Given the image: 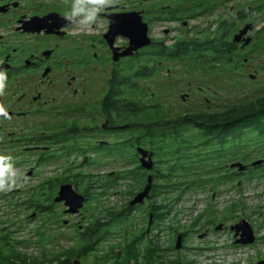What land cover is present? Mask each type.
I'll use <instances>...</instances> for the list:
<instances>
[{
    "label": "rangeland",
    "instance_id": "1",
    "mask_svg": "<svg viewBox=\"0 0 264 264\" xmlns=\"http://www.w3.org/2000/svg\"><path fill=\"white\" fill-rule=\"evenodd\" d=\"M249 9L255 11L254 15L247 19V22L252 25L248 35H252L253 38L248 47L237 48L236 58L231 64H223L217 69L204 71L203 68L189 65L182 60L169 59L164 61L165 66L161 76L138 79L144 94V102L161 106V119L174 120L194 112L209 114L223 111L232 105L254 101L264 96V0H218L212 13L188 21L185 26L181 23L176 24L177 31L173 34L174 36L185 34L184 36L204 37L206 34H211V30L215 31V28H211L213 22L230 18L231 22L236 13L248 12ZM167 25L174 26L170 23ZM241 25L243 23H236L233 33ZM101 51L104 57L103 62L99 64L100 69L86 70L84 74L86 80L82 84L74 85L77 88L76 93L72 88L60 92V95H65L67 105L62 103L63 99L57 108H45L40 115H32L27 122L32 124L34 119L36 124V120H40L36 126L39 130L47 128L46 133H50L61 122L100 126L104 116L97 102L107 90V79L110 74L108 53L105 48H101ZM142 61L144 59L140 60ZM131 63L133 61L128 64ZM128 64L123 65L126 70L130 67ZM84 102L87 103L86 111L75 110L78 108L77 105ZM182 128L185 134L190 133L187 131L191 127L182 126ZM130 133H132L131 130L124 129L113 136L103 132L94 134L97 135L95 140H115L118 136L122 140ZM244 140H248L245 147L239 149V153L235 152L230 156L231 159H235L234 162L246 165L245 169L238 171L235 178L215 186L208 183L209 181L200 186L194 185L191 189L183 191L181 199L173 203V209L167 215L166 222H163V231L158 233V243L167 258H178L182 264H260V261L264 260V138L258 139L251 133L246 134L243 142ZM75 141L77 144H83L82 147L85 148L89 137L81 134L80 137L75 138ZM27 142L38 145L35 141ZM47 144H49L47 140L42 142V145ZM197 149L198 147L194 149L190 147L188 152ZM15 150H21V148L2 150L9 152L10 159L17 160L18 163L4 165L10 167V172H15L16 186L9 191L0 192V233L6 234L11 244L26 256L31 257L34 264H57V256L64 258L63 255L71 248H77L82 243L79 232L82 230L81 226L84 228L91 220L90 214L95 217L99 215V212L119 210L128 202L133 182L130 179H123L118 180L113 188H90L93 198L88 200L84 204L85 209H81L78 213H65V206L62 203H56L54 215L47 217L46 212L30 206V199L32 196L35 201L42 199L41 196L34 195V188L44 178L62 174L61 168L63 169L64 164L61 163V159L35 164L37 152L27 151L20 157L15 155ZM242 152L246 153L244 158L240 157ZM89 154L90 152L79 150L73 152L69 157L72 160L71 173L80 171L96 174L91 179L100 178L99 181H104L107 178L110 179L107 173L120 172L128 167L121 157H107L104 149L98 154L102 156V162L98 164L81 162L83 155L89 156ZM95 156L97 157V154ZM22 159L26 162H22ZM259 159L261 160L259 164H252ZM210 161L213 159L210 158ZM32 167L35 172L29 178L23 179V174L25 172L29 174L28 170ZM194 167L197 169L195 171L202 170L200 165L196 164ZM236 168L234 166L231 170L236 172ZM99 174L103 176L99 177ZM8 176L9 173H6V183ZM182 177L191 178L192 175L178 174L170 180L174 182ZM81 180L82 182L77 181V189H82L88 178ZM163 189L166 201L169 197L174 198L178 194L166 192L169 188ZM45 204L48 205V203ZM199 215L198 222L194 223ZM110 218L105 221L107 225L102 227L108 232L105 240L97 242L83 257H72L69 264H75L76 261L73 260H78L79 264H113L115 260H120L121 252L118 259L115 254L122 248L123 240L130 237V234L141 232L146 225L143 210L130 212L127 221L110 220ZM242 219L250 223L256 236L251 244H234V233L229 228L213 230V232L211 230L202 235L206 228L214 227L219 222H223L228 227ZM178 231H185L186 237L181 241L182 246L176 249L174 245ZM149 234L150 232L145 234V237ZM150 237H153L152 233ZM139 264H144L143 260Z\"/></svg>",
    "mask_w": 264,
    "mask_h": 264
},
{
    "label": "flooded vegetation",
    "instance_id": "2",
    "mask_svg": "<svg viewBox=\"0 0 264 264\" xmlns=\"http://www.w3.org/2000/svg\"><path fill=\"white\" fill-rule=\"evenodd\" d=\"M74 4L75 0H0V71L6 75L3 95H0V106L5 110L0 112V152H2L0 153V164L11 165L18 163L17 160L10 159L9 152L2 150L5 148L10 150L21 148V150L14 151L15 155L22 157L27 151L37 152L35 164L50 163L61 159L64 167L63 169L61 168L63 173L59 175L68 176V179L72 180L74 179L72 176L78 173L83 174L86 176L83 179L88 178V180H85L84 186L86 182L90 181V188L92 189H94L93 187L113 188L118 180L130 179L133 185L129 192L128 202L119 210L105 213L99 212V215L95 217L90 214L91 220L84 228L81 226L82 230L79 233L81 238L82 233L87 236L91 232L90 228L98 225V233L100 235L96 243L104 241L108 232L102 227L107 225V222H105L108 221L107 218L111 217L110 220L127 221L130 212L134 213L135 211L143 210V214L146 217L145 228L141 232L130 234V237H126L127 240H123L122 248L116 253V258H119L120 252L122 253L123 247L127 242L135 240L141 248L140 255L135 262L139 264L143 260L144 264H149L148 261L140 256H142L141 253L144 247L148 243L150 244L151 240H154L159 245L158 233H162L163 222H166L168 215L166 213L168 206L166 205V197H164V189L161 188L163 192L156 198L152 197L151 191H149L142 202L131 204L133 197L142 189H136V180L132 173L124 176L123 171L131 169L133 165V163H130V156L125 155L123 157V163L126 161L128 167L120 172L107 173L110 179L108 180L107 178L104 181H99L100 178L91 179L96 174L80 171L74 174L71 173L72 160L69 157L78 150L80 152H90L89 156L83 155L81 162L98 164V162H102V156L98 154L102 153L103 149L107 147L118 146L125 141H128L129 147H137L134 141L130 142V136L122 140H120L119 136L115 140H95L97 135L94 133L96 132H103L113 136V134L124 130L120 125L112 124L104 116L102 109L103 97L107 93L109 81L114 76L115 70L122 69V72H130L136 59H144V65L148 68L153 66L155 68L154 73L145 76L144 79H151L156 75L161 76L165 60L179 59L189 63L186 58L168 56L166 53L167 48H185L186 44L191 42L202 43L210 41L215 37L224 36L225 33L228 38L225 37L224 39L230 42L233 34L248 23V17L253 16L255 11L251 9L248 12L239 11L233 16L236 18L237 24L243 23L234 33L231 31L230 18L213 22L211 28H215V31L214 29L211 30L212 33L206 34L204 37L200 35L184 36L185 34L174 36L173 32L177 31L176 24L181 23L185 26L188 21L212 13L218 4V0H169V2L167 0H118L117 3L105 6L101 11L97 12L95 20L91 23L81 22L84 14L73 20H69L66 17V13L72 11ZM248 13H251V15H248ZM111 20H116L120 29H128V31L133 30L135 32L136 30H141L144 26L147 44L137 47L139 49L131 55H120L117 60H114L113 48L116 49V53H120L125 48H134L136 41L131 42V35L121 32L115 35L107 34L111 26ZM168 23L174 26H168ZM250 36L252 39V35ZM133 39L135 40L136 38ZM235 46L236 48H246L249 45L243 44L241 40L235 43ZM101 48L106 49L110 60V74L107 79L108 87L97 102L99 110L104 116V121L101 125L84 126L74 122L69 124L61 122L50 133H46L45 130L47 128L39 130L36 126L40 120H36V124H34L33 119L32 124H29L27 121L32 118V115H40L45 108H57L61 104L65 98V95H60L61 91L71 90L72 88L73 92L76 93L77 88L74 85L82 84L86 80L84 77L86 70L98 71L100 69L99 64L103 62L104 57ZM158 51H160V54H158ZM130 61H133V63L128 64ZM200 61L197 60L195 65L200 68L207 65L209 69H202L204 71L212 69V67H209L212 62H205V64L201 65ZM125 64L130 66L127 70L123 67ZM74 71L75 73H73ZM66 100L64 99L62 103H65ZM67 104L65 103L64 105ZM77 106L78 108L75 110L86 111L87 103L84 102ZM69 111L72 110L69 109ZM105 123L107 125L104 127ZM81 134L89 137V142L85 145V148L84 146L82 147L83 144H77L75 141V138L80 137ZM46 140L49 144L42 145V142ZM27 141H35L38 145L28 144ZM129 150L134 151V149ZM96 154L97 157L95 156ZM107 157L110 156L108 155ZM139 158L140 156L137 157L138 162ZM22 162H26V160L22 159ZM33 168H29V174L25 172L22 178H29L35 172ZM59 175L44 178L41 183L47 179H55ZM100 175L103 176L99 174V177H101ZM41 183L34 188V194L41 190L39 188ZM66 183L72 184L75 191L84 197L82 206L76 212L67 211L69 206L63 200H55L60 186ZM161 184L164 185V183ZM90 188H88L87 194L84 195L82 192L84 189H77L72 182H62L58 186L55 182L53 188L47 190L51 192L52 197V203L47 205L49 208L47 209L50 210V214H47V217L54 215L56 203H62L65 206L64 212L68 214H76L81 209H85L84 204L93 198L91 196L92 192L89 191ZM153 201L161 204L160 209L156 211L157 215H154V212L150 210V203ZM218 225H221V228L216 229ZM231 225L227 227L223 222H219L214 227L206 228L202 235L209 233L211 230L213 232V230L229 228L233 231ZM149 232V236L145 237V234ZM151 233L153 237H150ZM182 233L180 231L177 232V236L179 234L182 235L181 241L186 237L185 231H182ZM162 251L163 249L160 248L157 259L159 261L162 260L163 264L167 259V255L165 256ZM63 257V262L65 261L63 264H67L66 255H63ZM122 257L123 254L120 255V260H115L113 264H120L118 262L121 261ZM73 261H76L75 264H79L78 260ZM135 262L133 260L130 264H135Z\"/></svg>",
    "mask_w": 264,
    "mask_h": 264
},
{
    "label": "trees",
    "instance_id": "3",
    "mask_svg": "<svg viewBox=\"0 0 264 264\" xmlns=\"http://www.w3.org/2000/svg\"><path fill=\"white\" fill-rule=\"evenodd\" d=\"M237 23L235 17L230 22L231 31ZM227 34L213 40L202 43H189L185 48H167L168 56L176 58H186L190 65H195L197 60L200 64L212 62V69H217L220 65H228L234 62L237 48L235 42L224 39ZM228 38V37H227ZM165 53V54H166ZM160 54V51H158ZM193 63V64H192ZM203 69H209L207 65ZM155 71L154 66L148 68L143 61L136 59L130 72H122L117 69L114 76L109 81V88L103 97L102 109L104 116L112 124H118L121 128L131 130L130 142L134 141L137 147H142L153 155V166L150 170H144L137 160L140 154L137 147L128 146V141L120 145H114L104 149V154L111 157L130 156L132 168L123 171L124 176L134 175L136 180V189H143L147 183V177L150 175L152 182L150 194L152 197H158L163 191L161 188H169L166 192H177L178 194L166 202L168 206L167 214L173 209V203L179 201L183 191L191 189L192 186H200L203 183L212 184L213 186L235 178L238 171L234 172L230 164L234 162L230 156L239 149L245 147L248 140L243 138L246 134L253 133L258 139L264 138V96L254 101L244 102L232 105L226 110L212 113L194 112L185 114L174 120L161 119L162 110L160 105L152 103L146 104L143 100L144 94L138 82V79L144 78ZM182 126H189L191 129L185 134ZM127 139V138H126ZM256 140V138L254 139ZM139 145V146H138ZM197 148L191 150L189 148ZM199 148H203L201 150ZM129 149H134L130 151ZM246 153L240 155L244 158ZM239 157V158H240ZM210 158L213 161H210ZM126 163V161H124ZM127 164V163H126ZM200 165L199 171L194 166ZM178 174L192 175L191 178L182 177L180 180L171 181V177ZM74 179L69 180L68 176L59 175L55 179L43 181L39 188L41 189L35 196H41L42 199L35 201L33 196L30 199V206L38 208L41 212L50 214L48 206L45 203H52L51 190L54 183L58 186L62 182H72L77 187V180L84 178L83 174L72 176ZM76 179V180H75ZM161 183H164L162 185ZM91 187L90 181L86 182L82 188L83 194H87L88 188ZM44 191V192H43ZM156 201L150 203V210L154 212L160 209ZM48 208V209H47ZM200 215L194 220L198 222ZM91 227V226H90ZM98 225L91 227V232L87 236L82 233V243L77 248H71L66 255V262L71 263L72 257H83L87 251L93 249L97 238L99 237ZM181 234H183L181 232ZM182 236V235H181ZM6 234L0 233V264H34V260L17 250ZM140 245L135 240H131L123 247V257L120 264H130L136 261L140 255ZM159 245L151 240L141 253L143 259L149 264H162L159 257ZM116 255V254H115ZM57 264H63L60 256L56 257ZM137 264V262H135ZM163 264H182L178 258H167Z\"/></svg>",
    "mask_w": 264,
    "mask_h": 264
},
{
    "label": "water",
    "instance_id": "4",
    "mask_svg": "<svg viewBox=\"0 0 264 264\" xmlns=\"http://www.w3.org/2000/svg\"><path fill=\"white\" fill-rule=\"evenodd\" d=\"M138 21V18H137ZM114 23V24H113ZM117 24V25H116ZM116 26V27H115ZM115 27V28H114ZM252 25L250 23L245 24L241 29L238 30V32L234 33L232 36V41L235 43L243 41V44H249L251 41V36L248 35V32L251 30ZM123 33L126 35H131V42H135L134 48H125L122 52L116 53V49L113 48V59L117 60L120 55H128L132 54L134 51H137L142 45L147 44L146 41V32L143 28L141 30H136L135 32L133 30L128 31L124 29H120V26L118 25L116 20H111V26L107 34L115 35L117 33ZM135 33V35H134ZM106 34V35H107ZM133 35V36H132ZM133 38H136L135 40ZM107 124H104V127ZM137 152L140 154V165L145 170H150L153 166V160L152 155L147 150L143 149L142 147H137ZM261 160H256L252 162L253 165L259 164ZM237 167V171H241L246 168V165L240 163V162H232L230 164V168ZM151 176L149 175L147 177V183L143 187V189L137 193L133 199L131 200V204L140 203L143 201V198L148 195V192L151 188ZM56 201H64L66 205L69 206L68 210L69 212H76L78 209L82 206L84 197L83 195L77 193L75 189L73 188L72 184L66 183L62 184L59 188L58 194L55 198ZM221 228V225L216 226V229ZM231 229L234 231V242L240 243V244H251L255 240V235L252 229V226L246 219H242L239 222L231 225ZM176 249L181 247V234L177 236L175 246ZM260 264H264V260L260 261Z\"/></svg>",
    "mask_w": 264,
    "mask_h": 264
},
{
    "label": "clouds",
    "instance_id": "5",
    "mask_svg": "<svg viewBox=\"0 0 264 264\" xmlns=\"http://www.w3.org/2000/svg\"><path fill=\"white\" fill-rule=\"evenodd\" d=\"M118 0H75V4L71 12L66 13V17L69 20L84 14L82 23H91L95 20L97 12L101 11L105 6L117 3ZM6 75L0 71V95H3L4 81ZM4 108L0 106V112H4ZM6 173H9L6 183ZM15 172H10V167H5L0 164V192L9 191L15 185Z\"/></svg>",
    "mask_w": 264,
    "mask_h": 264
}]
</instances>
